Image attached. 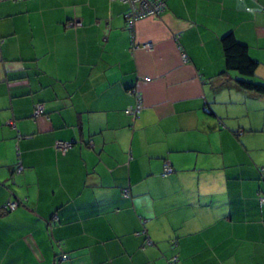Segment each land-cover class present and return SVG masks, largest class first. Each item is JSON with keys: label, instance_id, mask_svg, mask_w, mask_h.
Wrapping results in <instances>:
<instances>
[{"label": "crops", "instance_id": "1", "mask_svg": "<svg viewBox=\"0 0 264 264\" xmlns=\"http://www.w3.org/2000/svg\"><path fill=\"white\" fill-rule=\"evenodd\" d=\"M165 1L0 0V264H264V0Z\"/></svg>", "mask_w": 264, "mask_h": 264}, {"label": "trees", "instance_id": "2", "mask_svg": "<svg viewBox=\"0 0 264 264\" xmlns=\"http://www.w3.org/2000/svg\"><path fill=\"white\" fill-rule=\"evenodd\" d=\"M222 44L225 53L227 70H235L242 75V78L237 79V84L239 87L247 91L255 92L259 95H264V83L257 82L252 79V77H254L256 74L258 64L251 57L247 45L240 42L234 33L225 35L222 38ZM171 167L174 171V167L172 165ZM164 174L167 175L165 170ZM126 193L127 195H130L128 189L126 190ZM261 200L264 203V195L262 196ZM145 243L152 244L153 242L151 239L147 238ZM59 259L62 260L61 256Z\"/></svg>", "mask_w": 264, "mask_h": 264}, {"label": "built area", "instance_id": "3", "mask_svg": "<svg viewBox=\"0 0 264 264\" xmlns=\"http://www.w3.org/2000/svg\"><path fill=\"white\" fill-rule=\"evenodd\" d=\"M120 1L127 3L129 5V9L127 11V19L130 27H133L135 23L141 18L159 17L167 7L165 0H120ZM148 45L149 44H146L145 46ZM184 57H186V54L184 55ZM143 106L144 105L141 96H138L137 102L134 105L128 107L126 109V113L131 114L134 117H138ZM43 109H44L43 104H38L36 113L38 115L41 114ZM71 146H72V142H58L56 144L57 149L61 150L62 152L67 151ZM21 170L22 168L19 167L18 171ZM171 172H173V168L171 167V165L170 164L166 165L165 173L169 174ZM19 204L20 202L18 200H9L5 205V209L8 211L15 210L19 206ZM61 259L62 260L68 259V254L63 253L61 255Z\"/></svg>", "mask_w": 264, "mask_h": 264}]
</instances>
